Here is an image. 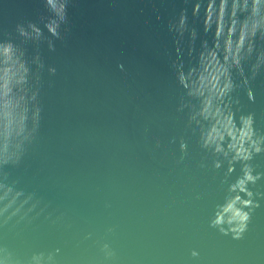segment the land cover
Masks as SVG:
<instances>
[{
	"label": "water",
	"instance_id": "obj_1",
	"mask_svg": "<svg viewBox=\"0 0 264 264\" xmlns=\"http://www.w3.org/2000/svg\"><path fill=\"white\" fill-rule=\"evenodd\" d=\"M59 2L62 19L46 0H0V44H10L26 69L9 92L12 156L0 162V262L264 264V141L249 160L229 165L231 153L203 146L210 121L198 115L203 97L189 95L200 54L213 48L219 0H212L207 32L208 0ZM247 15L238 9L235 19ZM53 22L55 35L47 27ZM228 76L221 109L237 128L250 114L253 138L264 137L259 32ZM244 164L258 178L245 185L248 219L235 236L230 225L211 221L233 195L249 199L228 190Z\"/></svg>",
	"mask_w": 264,
	"mask_h": 264
},
{
	"label": "clouds",
	"instance_id": "obj_2",
	"mask_svg": "<svg viewBox=\"0 0 264 264\" xmlns=\"http://www.w3.org/2000/svg\"><path fill=\"white\" fill-rule=\"evenodd\" d=\"M48 6L55 12V14L63 18V3L59 0H46ZM228 0H219L215 10V29L213 32V48L208 49L206 54H200V70L196 74L194 81H191L189 88V95L203 97L201 108L198 115L210 121V125L206 131L202 132V142L204 147H210L213 153H220L224 157H228L231 153L229 165L232 161L240 160L247 161L251 158L253 153L262 150L261 143L264 137H254L252 129V117H240V126L237 128L233 123L232 113L221 109L219 101L231 90V82L228 76L229 67L236 65L239 67L241 59V50L244 53H250L252 50V38L259 32L264 36V0H231L228 20L225 24V6ZM199 8V4L193 6V13ZM244 12L248 11L247 17L237 22L235 19L237 10ZM213 3L208 0L205 7L204 15V31L207 32L210 24L213 22ZM184 17L181 15L179 26L182 29ZM31 27V26H30ZM48 31L55 35V22L47 25ZM33 33L39 35L37 29H32ZM235 40H233V34ZM20 34L26 36L27 34L21 29ZM221 37L222 48H221ZM217 51H221V58H217ZM229 61L231 63H229ZM26 69L21 62H17L13 58V49L10 44H0V120L3 122V131L0 134V162L7 161L12 153L9 151V134L12 125V116L10 106L12 105L9 92L11 85L21 84L24 81V74ZM189 77L192 71H189ZM179 80L182 85L185 84V76L179 75ZM251 99V93H248ZM214 100L216 103H214ZM23 111V110H22ZM19 115L16 120V134L23 130V114ZM225 137L228 142L222 147V142ZM13 148L18 147V144L13 145ZM216 167L219 166L217 163ZM229 166L228 171H231ZM242 176L238 178L234 184L229 186V192L244 193L249 199L242 200L240 196L233 195L228 198L225 203L215 213L211 221L212 225L220 226L221 224L230 225V231L235 236H239L244 229L245 223L248 219V213L242 211L243 207L250 205V198L252 193L245 187L247 183L254 182L257 176L251 175V169L244 164L242 169ZM221 231H224L221 228ZM2 264V262H0Z\"/></svg>",
	"mask_w": 264,
	"mask_h": 264
}]
</instances>
